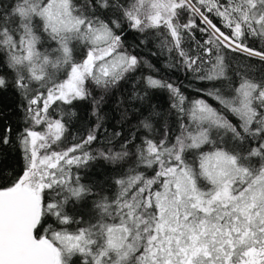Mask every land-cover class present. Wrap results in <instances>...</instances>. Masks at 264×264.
Masks as SVG:
<instances>
[{"label":"snow or ice","instance_id":"snow-or-ice-1","mask_svg":"<svg viewBox=\"0 0 264 264\" xmlns=\"http://www.w3.org/2000/svg\"><path fill=\"white\" fill-rule=\"evenodd\" d=\"M6 94L0 264H264V0H0Z\"/></svg>","mask_w":264,"mask_h":264},{"label":"trees","instance_id":"trees-1","mask_svg":"<svg viewBox=\"0 0 264 264\" xmlns=\"http://www.w3.org/2000/svg\"><path fill=\"white\" fill-rule=\"evenodd\" d=\"M250 44H255V41H249ZM155 50V49H153ZM234 59H238L235 57L234 54H229ZM148 59L152 61L153 64L157 66L161 70V74L167 78H170L172 81L177 83H183L185 89L188 87V82L185 79L183 73L176 71L175 69H170L167 67L166 58L164 56L159 57H152L149 56ZM139 75V73H137ZM128 86L125 85V88ZM184 90V89H182ZM187 95H193L191 91H186ZM124 95L123 91L114 93L111 97L107 99V103L105 105V112L108 114L109 125L115 124L119 120L120 115V107H121V98ZM157 101L163 104L165 107L167 106V98L165 93H158L156 97ZM15 101L11 94H6L3 97H0V105L8 107L9 105H14ZM126 106V105H125ZM76 129H73L75 132ZM7 151V150H6ZM4 166L11 169H15L19 171L22 165V160L20 158V154L17 153H10L8 159L5 160Z\"/></svg>","mask_w":264,"mask_h":264}]
</instances>
